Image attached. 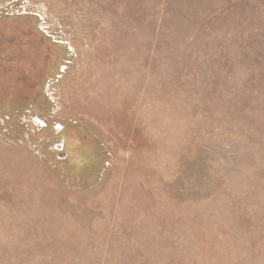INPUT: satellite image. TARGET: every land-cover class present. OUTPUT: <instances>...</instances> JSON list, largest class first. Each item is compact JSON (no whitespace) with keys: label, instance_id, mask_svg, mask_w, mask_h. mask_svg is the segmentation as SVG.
Instances as JSON below:
<instances>
[{"label":"rangeland","instance_id":"1","mask_svg":"<svg viewBox=\"0 0 264 264\" xmlns=\"http://www.w3.org/2000/svg\"><path fill=\"white\" fill-rule=\"evenodd\" d=\"M0 264H264V0H0Z\"/></svg>","mask_w":264,"mask_h":264},{"label":"built area","instance_id":"2","mask_svg":"<svg viewBox=\"0 0 264 264\" xmlns=\"http://www.w3.org/2000/svg\"><path fill=\"white\" fill-rule=\"evenodd\" d=\"M37 122H38V124H39L40 126H42V123H43L42 121L40 122L39 119H38ZM43 127H44V125H43Z\"/></svg>","mask_w":264,"mask_h":264}]
</instances>
